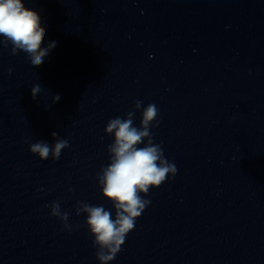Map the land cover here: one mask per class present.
Segmentation results:
<instances>
[{
	"label": "water",
	"instance_id": "obj_1",
	"mask_svg": "<svg viewBox=\"0 0 264 264\" xmlns=\"http://www.w3.org/2000/svg\"><path fill=\"white\" fill-rule=\"evenodd\" d=\"M23 3L57 44L35 67L0 45V264H99L74 206L112 211L103 130L135 100L159 109L153 142L177 170L109 264H264V0ZM52 132L69 147L41 161L29 144Z\"/></svg>",
	"mask_w": 264,
	"mask_h": 264
},
{
	"label": "clouds",
	"instance_id": "obj_2",
	"mask_svg": "<svg viewBox=\"0 0 264 264\" xmlns=\"http://www.w3.org/2000/svg\"><path fill=\"white\" fill-rule=\"evenodd\" d=\"M45 34L40 15L25 7L23 0H0V45L8 47L10 44L12 55L22 51L33 67L41 65L57 44V41H51L45 45ZM42 90L41 83L35 84L31 88L32 97L36 98ZM51 99L55 103L60 100V95L55 94ZM142 103L135 100L132 111L123 118L117 116L108 120L103 130L105 135L112 137V142L106 146L109 160L97 173L96 183L101 196L111 202L112 211L103 205L81 201L74 206L77 216L85 214L84 225L93 238L91 243L99 264H109L120 251L126 235L135 228L136 219L150 204L144 195L150 188H156L174 176L177 170L175 164L165 158L162 145L153 142V129L160 123L157 119L159 109L149 103L141 110ZM136 111H140L138 126H134ZM51 136L54 138L52 144L39 140L29 144V151L41 161L49 156L53 161L58 160L62 150L69 147L68 140L59 138L56 132ZM45 207L49 209V215L60 222L62 230H75L68 223L69 214L61 209L58 201Z\"/></svg>",
	"mask_w": 264,
	"mask_h": 264
}]
</instances>
